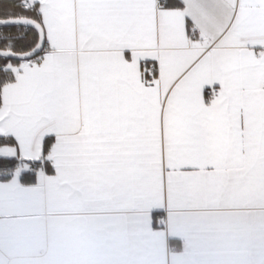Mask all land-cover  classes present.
I'll return each instance as SVG.
<instances>
[{
  "label": "snow or ice",
  "instance_id": "1",
  "mask_svg": "<svg viewBox=\"0 0 264 264\" xmlns=\"http://www.w3.org/2000/svg\"><path fill=\"white\" fill-rule=\"evenodd\" d=\"M5 148L249 210L264 257V0H0Z\"/></svg>",
  "mask_w": 264,
  "mask_h": 264
},
{
  "label": "crops",
  "instance_id": "2",
  "mask_svg": "<svg viewBox=\"0 0 264 264\" xmlns=\"http://www.w3.org/2000/svg\"><path fill=\"white\" fill-rule=\"evenodd\" d=\"M19 158L0 174V264H261L258 247L243 242L217 217L249 210L218 209L145 186L91 175L56 153ZM41 163L34 168L33 163ZM46 163L51 172L46 170ZM36 175L23 183V173ZM167 212V215L165 214ZM165 218V220H163Z\"/></svg>",
  "mask_w": 264,
  "mask_h": 264
},
{
  "label": "trees",
  "instance_id": "3",
  "mask_svg": "<svg viewBox=\"0 0 264 264\" xmlns=\"http://www.w3.org/2000/svg\"><path fill=\"white\" fill-rule=\"evenodd\" d=\"M22 160L19 158H1L0 157V174L5 173L6 175H10L14 173L19 166L21 165ZM34 168L41 167V163L35 162L32 164ZM46 170L51 172V166L49 163H46ZM36 179V175L32 173H23L21 176V180L23 183H34Z\"/></svg>",
  "mask_w": 264,
  "mask_h": 264
},
{
  "label": "built area",
  "instance_id": "4",
  "mask_svg": "<svg viewBox=\"0 0 264 264\" xmlns=\"http://www.w3.org/2000/svg\"><path fill=\"white\" fill-rule=\"evenodd\" d=\"M165 214L167 215V212ZM163 220H165V218H163Z\"/></svg>",
  "mask_w": 264,
  "mask_h": 264
}]
</instances>
